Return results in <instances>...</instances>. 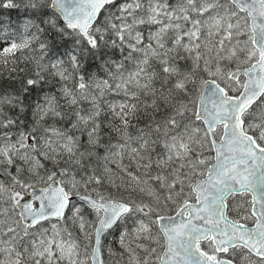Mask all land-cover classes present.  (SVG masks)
Returning a JSON list of instances; mask_svg holds the SVG:
<instances>
[{
    "label": "snow or ice",
    "instance_id": "snow-or-ice-1",
    "mask_svg": "<svg viewBox=\"0 0 264 264\" xmlns=\"http://www.w3.org/2000/svg\"><path fill=\"white\" fill-rule=\"evenodd\" d=\"M0 264H264V0H0Z\"/></svg>",
    "mask_w": 264,
    "mask_h": 264
},
{
    "label": "trees",
    "instance_id": "trees-1",
    "mask_svg": "<svg viewBox=\"0 0 264 264\" xmlns=\"http://www.w3.org/2000/svg\"><path fill=\"white\" fill-rule=\"evenodd\" d=\"M2 14L6 16L9 13L5 10V11L2 12ZM11 15L15 18V16L17 15V13L13 12V13H11Z\"/></svg>",
    "mask_w": 264,
    "mask_h": 264
}]
</instances>
